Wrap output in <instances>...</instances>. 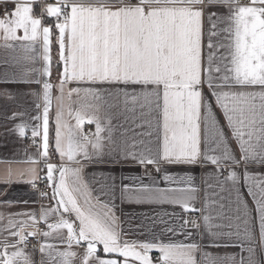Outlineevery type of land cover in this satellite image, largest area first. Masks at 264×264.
<instances>
[{
    "label": "snow or ice",
    "instance_id": "6c2138e0",
    "mask_svg": "<svg viewBox=\"0 0 264 264\" xmlns=\"http://www.w3.org/2000/svg\"><path fill=\"white\" fill-rule=\"evenodd\" d=\"M0 47L37 86L35 115L11 129L30 128L34 153L0 182L50 202L8 217L0 264H264V0H0ZM105 157L142 172L88 178ZM208 165L219 192L196 216L194 178L170 169ZM124 203L182 211L146 217L160 231L142 241Z\"/></svg>",
    "mask_w": 264,
    "mask_h": 264
},
{
    "label": "crops",
    "instance_id": "0c3cea01",
    "mask_svg": "<svg viewBox=\"0 0 264 264\" xmlns=\"http://www.w3.org/2000/svg\"><path fill=\"white\" fill-rule=\"evenodd\" d=\"M36 11L38 12L39 9L36 8ZM20 34L22 35V32ZM22 55L23 53L19 50L11 52L0 47V91H7L15 97L14 100H8L6 97L0 96V176H2L8 168L28 167L27 163H25L27 156H31L34 153V149L32 145L28 143L27 139L24 140L18 138V136L11 131L15 125L27 120L29 116L35 115V109L33 106L34 98L31 95V91L37 86L34 83H22L19 77L23 73L24 66L16 65L13 62V57ZM36 67H39V65H36ZM212 102L214 103V100ZM53 107H55V103L53 104ZM73 107H77V105L74 104ZM25 112H27V115L21 116V114ZM13 114H16V119H9V117L13 116ZM103 115L104 112L102 111L100 116L103 117ZM71 122L73 124L75 123L74 120ZM52 123L54 124V121ZM87 126L88 125H85L86 130L94 131V125H90L91 129H88ZM28 134H31L30 128L27 131V135ZM114 135L117 142H119L121 139L119 132ZM25 150H27V154ZM214 167L215 166L213 165H208L207 167L198 166L192 169H170L171 175L192 176L194 178L195 184L199 188L200 197L195 202V208L197 209V212L195 213L196 216L200 215L199 210L203 207L202 199L205 190L209 193L213 191L219 192V188L216 186L217 179L212 175ZM149 171H152V169L150 168ZM141 172L142 169L140 167L133 166L130 162L119 161L117 163H113L108 157H105L104 163L89 165L86 169V175L88 178L95 176L97 179L101 176L113 175L119 177L120 175L127 176L132 173L140 174ZM153 174L155 175V173ZM253 174L260 175V173ZM157 179L159 180L160 177L157 176ZM205 180L213 184L214 187L206 189L204 184ZM123 182L125 184L129 183L127 180ZM144 182L148 183L147 178H145ZM117 183H119V180H117ZM160 186L168 187V185L163 182H161ZM243 192L246 195V187L243 188ZM221 195L227 196V193H221ZM246 199L248 202H251V197H246ZM6 201H12V205L8 206L5 204L4 202ZM42 203L48 205L50 202L40 201L38 193L28 184L16 182L5 184L0 182V215L4 217L0 220V229L6 227L9 216L13 217V219H24V217L18 216L17 214L39 212ZM51 206H55L54 202H51ZM252 206L254 207V205ZM213 207H215V205H213ZM162 211H175L179 214L182 210L178 206L173 207L170 205L159 206L124 203L118 209V215H120L121 219L124 221V228L130 239L145 241L151 239L150 229L156 233H159L160 231L159 226H153L151 219H146V217H154L157 212ZM212 214L215 215V212ZM34 240L36 242H43L39 236H37ZM181 240H183V237H179L176 242H180ZM38 246V244L35 245V247ZM33 247L34 246H28L27 251L31 253ZM208 251L215 254L216 252L222 253L224 249L210 248ZM227 251H233V249L229 248ZM152 255L155 257L158 256L159 253L153 250Z\"/></svg>",
    "mask_w": 264,
    "mask_h": 264
},
{
    "label": "built area",
    "instance_id": "2783aa9c",
    "mask_svg": "<svg viewBox=\"0 0 264 264\" xmlns=\"http://www.w3.org/2000/svg\"><path fill=\"white\" fill-rule=\"evenodd\" d=\"M48 2H51V0H48ZM9 8L12 7V5H8ZM39 9V7H37ZM88 129H91V126L88 125L87 126ZM27 141L30 145H32V142H31V134H28L27 135ZM38 187L39 188H42L45 192H48L49 189H47L46 187H44V184H43V181H39L38 182ZM41 201V200H40ZM37 244V242L34 240V239H29V243H28V246H35Z\"/></svg>",
    "mask_w": 264,
    "mask_h": 264
}]
</instances>
